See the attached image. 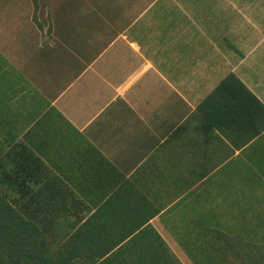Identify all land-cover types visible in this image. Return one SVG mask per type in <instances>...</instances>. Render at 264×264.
I'll use <instances>...</instances> for the list:
<instances>
[{
    "label": "crops",
    "instance_id": "obj_1",
    "mask_svg": "<svg viewBox=\"0 0 264 264\" xmlns=\"http://www.w3.org/2000/svg\"><path fill=\"white\" fill-rule=\"evenodd\" d=\"M241 1L0 0L10 177L106 228L150 226L174 254L166 231L201 237L241 170L264 163L233 91L207 101L233 74L264 105L262 20L223 14Z\"/></svg>",
    "mask_w": 264,
    "mask_h": 264
},
{
    "label": "trees",
    "instance_id": "obj_2",
    "mask_svg": "<svg viewBox=\"0 0 264 264\" xmlns=\"http://www.w3.org/2000/svg\"><path fill=\"white\" fill-rule=\"evenodd\" d=\"M226 90L238 98V129L249 133L243 142L258 138L264 105L233 74L207 101ZM34 186L10 177L6 158H0V264H182L152 227L106 228L95 215L74 211L71 198L42 196ZM248 231L243 238L218 228L202 231L203 241L192 247L194 264H264V235Z\"/></svg>",
    "mask_w": 264,
    "mask_h": 264
},
{
    "label": "rangeland",
    "instance_id": "obj_3",
    "mask_svg": "<svg viewBox=\"0 0 264 264\" xmlns=\"http://www.w3.org/2000/svg\"><path fill=\"white\" fill-rule=\"evenodd\" d=\"M248 2L249 0H242L239 3L238 8L240 10L238 12L237 10L232 8V6H227L223 10V14L229 17L230 16L256 17L257 20L261 19L262 20L261 25H264L263 1L255 0L254 3L255 7H253L249 3L250 10L248 9V5H247ZM241 25L242 26L245 25V22H242V18H241ZM256 153L262 158H264V150H257ZM263 167H264V163L262 164L261 161H258L256 167L255 165L248 166L246 167V170L244 172L241 170L240 189L233 194V199L229 197V199L225 200L222 213L216 215H209L207 228L202 229L204 235L206 233L205 231H208L209 229L212 228L221 229L229 236L235 238L238 237L243 238L245 236L244 230H249L248 231L249 234L256 232L257 235L260 236L264 235V174L262 173L264 172ZM254 173L256 176L254 175ZM253 175L255 177H252L253 178L252 182L251 181L245 182L249 180V178H251V176ZM254 183H256L259 186L257 190L251 189L253 188ZM235 187H236V183H234V188ZM238 199H239V204L237 205L236 202L238 201ZM188 232L183 231L182 234L181 231H171V233L166 231L165 233V238L169 240L171 244L181 246V247H177V249H180L181 252L177 251L178 253H176L175 251V254H177V257L182 262V264H194L192 260L193 258L192 255L194 254L192 251V247L194 245H198L203 241L199 237L195 239H191V237H189L188 235ZM196 232L191 231L190 235L192 236ZM188 243L191 244L185 245ZM169 247L174 252V247L170 245V243H169ZM197 257L200 258L201 255ZM202 260H203V264H205V260L204 259Z\"/></svg>",
    "mask_w": 264,
    "mask_h": 264
}]
</instances>
